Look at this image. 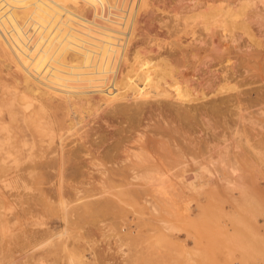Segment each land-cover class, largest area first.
Instances as JSON below:
<instances>
[{
    "label": "rangeland",
    "instance_id": "374dc122",
    "mask_svg": "<svg viewBox=\"0 0 264 264\" xmlns=\"http://www.w3.org/2000/svg\"><path fill=\"white\" fill-rule=\"evenodd\" d=\"M262 2L0 0V165H9L6 171L0 166V264H264V164L250 156L253 145L261 146L263 142L258 129L246 120L239 118L238 126L232 125L245 106L246 110H252L255 102L264 103ZM238 8L243 9L240 12ZM224 9L237 14L226 16L225 11L222 15ZM43 32L55 37L43 39ZM62 32L70 39L88 34L105 39L103 46L111 50L109 54H93L99 60L96 70L90 71L88 62L77 60L83 51L66 50L61 47L63 43L61 46L57 43L63 37ZM206 33L213 35V49L207 37L201 40ZM137 46L145 49L140 47L142 50L138 51L134 49ZM134 51L147 58L152 70L163 61L176 66L178 78H168L163 70L158 72L166 77L159 75L153 80L154 83L160 80L157 89L164 90L161 93L166 97H133L137 87L121 80L111 90L119 97L113 103L139 106L140 113L131 116L137 118L133 121L128 115L105 116L109 107L100 112L99 108L107 104L100 100L96 111L99 115L93 116L92 112L85 118L80 116L75 127L64 125L58 134L57 143L62 144L63 150L78 155L74 159L76 173L72 174L70 168L64 170L63 180L47 177L51 170L44 174V170L37 169L29 175L28 161L14 160L23 137L26 142L33 141L25 111L40 99L61 101L55 96L64 97L62 89L53 90V85L45 76L40 77L39 72H45L44 68L53 71L56 78L68 83L74 100L83 104L87 97L102 94L109 77L138 63ZM108 55L109 60L103 62ZM159 58L163 60L158 62ZM173 81L179 84L186 81L188 94L183 86L182 98L178 99V84ZM237 97L242 100H236ZM5 99H11L14 120L8 116ZM158 123H164L165 128H158ZM82 130L97 135L91 137L95 139L93 145L79 138ZM35 134L38 139L48 138L44 130ZM98 134L105 142L97 149L117 159L139 150L134 139L141 134L143 139L152 141L146 146L149 154L143 157L151 155L148 160L153 158L169 173L186 164L202 176L195 184L191 183L193 187L173 175L153 185L138 179L129 181L120 175H112V180L100 179L94 176L98 169L125 168V162L118 163L122 166L104 159H89L83 147L95 148ZM45 143L39 140L38 145L46 150L58 146L56 140L49 147ZM223 153L238 158L244 177L229 183L203 175L200 166L205 164L213 172L224 169L217 159ZM254 169H260L261 173L249 176ZM18 175H24L27 186L16 187L19 182L13 179ZM23 221L28 223L25 225ZM28 233H33L34 239L25 246ZM44 234L49 239L42 240ZM58 235L60 239H54ZM23 248L33 251L24 254Z\"/></svg>",
    "mask_w": 264,
    "mask_h": 264
},
{
    "label": "bare ground",
    "instance_id": "6f19581e",
    "mask_svg": "<svg viewBox=\"0 0 264 264\" xmlns=\"http://www.w3.org/2000/svg\"><path fill=\"white\" fill-rule=\"evenodd\" d=\"M254 1V0H253ZM262 4L264 3V0H262ZM211 4V3H210ZM211 6V5H210ZM219 6V5H218ZM241 6H246L244 4H242ZM214 7V6H213ZM226 8L228 9L229 7L226 6ZM225 8V9H226ZM261 8V7H259ZM202 9V8H201ZM224 9V11H221V14L223 12H225L226 10ZM232 9V8H231ZM236 9V8H235ZM243 9V8H242ZM242 9L238 8L237 10H239L240 12L242 11ZM223 10V9H222ZM229 10V9H228ZM233 11V9H232ZM197 12V11H196ZM218 12V11H217ZM216 12V13H217ZM236 12V11H234ZM232 13L231 11H226L225 15L226 14H230V15H233V14H237V13ZM199 13V12H198ZM207 14V13H206ZM214 14V13H213ZM224 14V13H223ZM222 14V15H223ZM240 14V13H239ZM238 14V15H239ZM243 14V13H242ZM240 14V15H242ZM216 15V14H215ZM229 15V16H230ZM193 16V15H192ZM205 16V14H204ZM209 16V15H208ZM214 17V15H211ZM227 16V15H226ZM228 16V17H229ZM235 16V15H234ZM217 17V16H216ZM239 17V16H238ZM121 18V17H120ZM203 18V17H202ZM210 18V17H209ZM220 18V17H219ZM226 17H223V19H225ZM205 19V18H204ZM207 19V18H206ZM222 19V20H223ZM227 19V18H226ZM229 19H232V17H230ZM235 19V18H234ZM250 19V18H249ZM118 20V19H117ZM121 20V19H120ZM185 20V18H184ZM212 20V18L210 19ZM206 21V20H205ZM224 21V20H223ZM227 21V20H226ZM247 21V20H246ZM89 22V21H88ZM240 22V21H239ZM245 22V21H244ZM226 23V22H224ZM232 23V22H230ZM242 23V22H241ZM215 24V23H214ZM217 24V23H216ZM246 24V23H245ZM210 25V24H209ZM219 25V24H218ZM236 25V24H235ZM206 26V25H204ZM226 26V25H224ZM184 27V26H183ZM208 26H206L205 28L207 29ZM261 27V26H260ZM71 28V27H69ZM88 28V27H87ZM228 28V26H227ZM61 30V29H60ZM64 30V29H62ZM102 30V29H101ZM114 30V29H112ZM67 31V30H65ZM104 31V30H103ZM111 31V29H110ZM230 31V30H229ZM48 32V31H47ZM191 32V31H189ZM45 33V32H43ZM42 33V35H43ZM57 34V31L55 32ZM65 33V32H64ZM68 33V32H66ZM118 34V32H116ZM115 33V34H116ZM124 33V32H122ZM129 33V32H128ZM132 32H130L129 34H131ZM144 33V32H143ZM47 33H45L42 37L43 39H46L47 37H51V39L55 36H51L52 34L48 33L49 36L46 35ZM63 34V32L61 33V35ZM76 34V33H75ZM81 34V33H80ZM83 34V33H82ZM88 34V33H87ZM107 34V33H106ZM112 34V32H111ZM128 34V36H130ZM46 35V37H45ZM60 35V36H61ZM90 34H88V36L86 37L85 35H77V36H74L72 39L70 38H67L65 36L61 37V40L62 42H60L58 40L57 43H61L59 44L60 46L62 45L63 43V47L64 49H71V51L73 52H81L83 51L82 55H79V57L81 58H78L76 56V59L77 60H80L79 62L81 63H85V62H88L90 65H89V70L90 71H95L96 68H97V62L99 60V56L98 57H93V54H103V53H108L110 52V48H106L103 46V42H106L105 39H101V38H96L94 36H89ZM40 36V35H39ZM59 36V35H58ZM117 36V35H116ZM186 36V35H185ZM57 37V36H56ZM65 37V38H64ZM112 37H113V34H112ZM145 37V36H144ZM150 37V36H149ZM208 38L209 39V43H210V48H214L215 47V44H214V38H213V35L212 33H206L205 35H203L201 37V40L205 41V38ZM223 37V36H222ZM63 38V39H62ZM114 38H115V35H114ZM113 38V39H114ZM119 39V38H118ZM115 40H117L115 38ZM123 40V39H121ZM120 40V41H121ZM114 41V40H113ZM108 43H111V42H108ZM106 45V44H105ZM144 45V44H143ZM203 45V44H202ZM135 47V46H134ZM133 47V48H134ZM137 48H134L136 50H142L141 48L143 47H139L137 46ZM114 48V47H113ZM140 48V49H139ZM109 49V50H108ZM133 49V50H134ZM145 48H143L144 50ZM151 50V49H150ZM117 51V50H116ZM148 51V50H147ZM191 52V51H190ZM89 54V56L86 55ZM122 53V52H121ZM135 55H136V58L139 60L138 63H135V64H132V66L128 69V70H125L124 73L122 74H119V75H115V76H112V77H109V79L106 81L107 83V86L105 87V91L104 90H101L100 93L102 94H96V95H93L91 98L90 97H87L88 99H86V101L83 103V104H79L80 101H75L74 100V97L73 95L71 94V91H70V87L68 85L67 82L62 81L61 79L59 78H56L54 76V72L53 71H50L49 69L47 68H44L43 70H45V72H39V75L40 77L42 76H45L47 78V81L53 85V90H57V89H62L60 90L61 93H63L62 95H64V97H62L60 94H57V98H61L62 100L61 101H58L57 100H47V99H40L37 101L36 104H33V105H30V110L29 111H25V116L27 117V119H25L27 121V124L28 126L32 129V136H33V141L30 143V142H26L27 139H25V137H23V143L21 145V147H19L17 150H15V147H14V150H15V156H14V160L15 159H18L20 158L21 162H22V159H26V161H28V164L27 166H29L27 169H28V174L29 175H32V174H35L37 171V169H41V170H44V174L47 170H51L52 172L49 173V174H46L47 177H49L50 179L53 178V177H57L58 179H62L63 175L65 176L66 173L64 174V170L68 169L69 171H73V173H76V169H75V161L74 159H78V155L77 154H73V152L71 151V153H67L63 150V146L60 142L57 143V138L59 137L58 134H60V129L62 126L64 125H68L69 128H72V127H75V123H76V120L78 118H80V116L84 117V116H87L89 113H92L94 112V115L93 116H97L99 115V113H97L96 111H98V106L97 104H99V101L100 100H105L107 101V104L101 108H99V111H103L105 110L107 107L108 108V112L110 114H108V112L105 114V116H121V115H128V116H132L134 115L135 113H140L141 109L139 106L135 105V107L133 106H130V105H123V104H120V103H113V101L115 99H118L119 97H116V95H113V92L111 91L112 89H114L115 87H118V83L121 81L122 83L124 82V80H127V82H130L131 85L133 86H136L137 87V92L134 94L133 97H137V96H144V97H148V96H154V97H166V95L162 94L161 91L164 92V90H160V89H157V81L160 82V80L157 79V81L154 83L153 80L157 77V76H162V77H166V75H162L160 72L158 71H163L164 70V74H167L168 75V78L171 76L173 77L174 79L175 78H178L177 75H176V72H175V67L176 66H173V64L169 63V62H165L163 61V63H161L160 65L158 64V67H156L154 70L150 69V65H149V61H147V58L146 57H140L141 53H139L140 55H138V53L136 54V51H134ZM186 53V52H185ZM84 54H85V58H84ZM113 54V53H112ZM119 54V53H118ZM115 55V54H113ZM144 55V54H142ZM127 56V55H126ZM82 57L84 59H82ZM116 57V56H115ZM192 57V56H191ZM134 58V57H133ZM110 59H113V58H110ZM117 59V58H116ZM120 59V58H118ZM161 58H159V61L158 62H161L162 60H160ZM82 60V61H81ZM109 60V55L107 57V59L105 58L103 60L104 61H108ZM115 60V59H113ZM123 60V59H122ZM179 60V59H178ZM121 61V60H120ZM133 61V60H132ZM190 61V60H189ZM115 62V61H113ZM136 62V60H135ZM86 63V64H88ZM182 63V62H181ZM251 63V62H250ZM255 63V62H254ZM106 64V63H105ZM126 64V63H124ZM253 65V64H252ZM263 66V65H262ZM182 67V66H181ZM42 68V67H41ZM178 68V67H177ZM40 69V68H39ZM127 69V68H126ZM67 70V69H66ZM174 70V71H173ZM154 71V72H153ZM177 71V70H176ZM153 72V73H152ZM238 73V72H237ZM96 74V73H95ZM35 75V73H34ZM89 75V74H88ZM86 76V75H85ZM38 77V76H37ZM39 77V78H40ZM77 77V76H76ZM93 78H94V75H93ZM160 78V77H159ZM75 79V78H74ZM166 79V78H165ZM87 80V79H86ZM164 79H162L163 81ZM177 80H180V79H177ZM35 81V79H34ZM170 81V80H169ZM37 82V81H35ZM108 82H110L108 84ZM174 83H177L178 84V91L176 92V94H180V95H176L179 99L182 98V92L184 91V89H186V81L183 82L182 84L179 82H175L173 81ZM172 82V83H173ZM39 83V82H38ZM59 83V84H58ZM161 83V82H160ZM165 83V81H164ZM168 82H166L165 84H167ZM104 84V83H102ZM116 86H115V85ZM106 85V84H105ZM104 85V86H105ZM168 85V84H167ZM171 85V84H170ZM169 85V86H170ZM224 85V84H223ZM40 86V85H39ZM38 86V87H39ZM168 86V87H169ZM185 88H184V87ZM31 87V86H30ZM221 87V86H220ZM12 88V87H11ZM41 88V87H40ZM39 88V89H40ZM52 88V87H51ZM91 88V87H90ZM90 88L88 90H90ZM184 88V89H183ZM36 89V88H35ZM95 89H97L95 87ZM93 88V90L95 91V93H97V91ZM101 89V88H100ZM103 89V88H102ZM157 90L158 92H154L153 90ZM187 89H189L187 87ZM185 90L186 93L188 92V90ZM9 90V89H8ZM15 90V88L13 89ZM57 90V91H59ZM87 90V91H88ZM244 90V89H243ZM47 91V90H46ZM217 91V90H216ZM92 92V91H91ZM261 92V91H260ZM33 93V92H32ZM50 93V92H48ZM82 93V92H81ZM85 93V92H84ZM87 93V92H86ZM89 93V91H88ZM203 93V92H202ZM93 94V93H92ZM188 94V93H187ZM32 95V94H31ZM87 95V94H86ZM136 95V96H135ZM260 95V94H259ZM91 96V95H89ZM131 96V97H132ZM23 97H26L25 95H23ZM22 97V99H24ZM48 97V96H47ZM253 97V96H252ZM261 97V96H259ZM16 98V97H15ZM45 98V97H44ZM51 98V97H50ZM83 98V97H82ZM125 97H123L124 99ZM240 98V97H239ZM237 97L236 100H239ZM29 99V97H28ZM52 99V98H51ZM127 99V98H126ZM250 99V98H248ZM60 100V99H59ZM182 100V99H181ZM220 100V99H219ZM234 100V101H236ZM242 100V99H241ZM247 100V99H246ZM257 100H260V99H256ZM253 101V100H252ZM261 101V100H260ZM18 102H20L18 100ZM4 104H6V106L8 107V116L10 118V120H14L15 119V115L12 113V109H11V99H5V102H3ZM104 103L105 102H101ZM205 103V102H204ZM236 103V102H235ZM254 103V102H253ZM22 104V103H21ZM210 104V103H209ZM102 105V104H101ZM146 105V104H145ZM253 105V104H252ZM256 107L253 108L252 110H246L248 108H246L247 106H245L244 108V112L241 113H237V119L234 118V120L232 121V125H234L236 127L237 124H239V118H242L244 120H246L250 126L254 127V128H257L258 129V134H261V140L263 142V144L261 146H256V145H253V148L250 150L251 151V159H253L255 162H259L261 164H264V103L263 102H255L254 104ZM141 106V105H140ZM212 107V106H211ZM26 108V107H25ZM24 108V109H25ZM93 108V109H92ZM240 108V107H239ZM212 109V108H211ZM150 110L152 111H155V109L153 108H150ZM230 110V109H229ZM242 110V109H241ZM59 111V112H58ZM151 111V112H152ZM246 111V112H245ZM143 112V111H142ZM238 112V111H236ZM179 113V112H178ZM149 114V113H148ZM236 114V113H235ZM154 115V113H153ZM102 116V115H101ZM148 116L146 115V118ZM85 118V117H84ZM120 117H118L119 119ZM128 118V117H127ZM134 121V119H136L137 117L133 118L131 117ZM116 119V118H114ZM230 119V118H229ZM236 119V120H235ZM152 120V119H151ZM160 120V118H159ZM217 120V119H216ZM97 121V120H96ZM156 121V120H154ZM88 122V121H87ZM86 122V123H87ZM98 122V121H97ZM159 122V121H157ZM156 122V123H157ZM161 122V120H160ZM139 123V122H138ZM220 123V122H219ZM229 123V122H228ZM148 124V123H147ZM243 124V123H242ZM90 126V125H89ZM238 126V125H237ZM93 127V126H91ZM157 127L158 128H165V124L164 123H158L157 124ZM192 127V126H191ZM233 127V126H232ZM244 127V126H243ZM81 128V126H80ZM88 128V127H86ZM234 128V127H233ZM21 129V128H20ZM91 129V128H89ZM236 129V128H234ZM41 130H44L45 134L44 135H47L48 138L43 140L42 138H37V135L35 134V132H38ZM150 130V129H149ZM83 131V130H82ZM135 131V130H134ZM155 131V130H154ZM239 131V130H238ZM86 132V133H85ZM137 132V131H136ZM216 132V131H215ZM191 133V132H190ZM207 133V132H206ZM97 134V133H96ZM95 134V135H96ZM144 134V133H143ZM162 134V133H161ZM100 134H98L99 136ZM160 135V134H159ZM163 135V134H162ZM207 135V134H206ZM214 135V134H212ZM22 136H25V134ZM88 136V137H86ZM168 136V135H167ZM220 136V135H219ZM91 137H97L96 136H92V132L91 133H88L86 130H84L82 133H79V138L83 139L82 142H90V145H93V143H95V139H91ZM103 137V136H102ZM101 135L99 136V138H97V143H96V146L95 148H90V146H86L84 145L83 147V150H84V153L86 155L89 156V159L92 161H102L103 159L106 160V161H110L111 163H115L117 162V164L119 162H125V168H114L113 166L112 167H103L101 169H98V174L94 175V176H97L98 178L100 179H109L111 178L110 180H112V178L114 177H111L112 175L113 176H122L124 179H128L129 181L130 180H135V179H138L140 181H145V182H150L147 183L149 185H153L151 183L153 182H161L162 180H164L165 178H169L167 176L169 175H173L175 178L179 179L180 181H185L184 183L185 184H190V187H193L195 185L191 184V183H194V181L198 180V178L200 176H202V174L200 173V171L196 170L194 167L193 168H187L185 165L183 167H181V169H179L177 172H173V173H169L167 172V170H164L163 167H161L159 165V163L156 164V162L153 161V158L152 159H149L151 160L150 162H148V157L151 156L149 155L148 156V152H147V148L146 146L149 145L150 143H152V141L150 139H143L142 138V135L139 134L134 140L138 142L139 144V150L138 151H131L130 153H127L123 158L121 159H117V157L113 156L112 154H108V152L106 151H99L97 148L99 146L102 145L103 142H105V139L104 137L102 138ZM106 137V136H105ZM159 137V136H158ZM215 137V136H214ZM46 138V137H45ZM39 140L40 141H45L46 145L49 147V144H51L53 141L56 140V143H57V148H54V149H50V150H46L45 146H44V149L41 145H38L39 144ZM210 140V139H209ZM218 140V139H217ZM94 141V142H92ZM254 141V140H253ZM79 143V142H78ZM162 143V142H161ZM171 144V143H169ZM196 144V143H195ZM95 145V144H94ZM161 145V144H160ZM10 146V145H9ZM78 146V145H77ZM108 146V145H107ZM41 148L40 150L38 148ZM50 147H54V146H50ZM210 147V146H209ZM245 147V146H244ZM164 148V147H163ZM26 149L28 150V153L26 152ZM110 149V148H109ZM188 149V148H186ZM204 149V148H203ZM13 150V151H14ZM37 150L41 151V154L39 155V158L38 160L36 159V152ZM77 150V149H76ZM102 150V149H101ZM12 151V152H13ZM111 151V150H110ZM204 151V150H202ZM249 151V152H250ZM26 152V153H25ZM75 152V151H74ZM10 153V152H8ZM145 153H148L146 155V157H143L142 155L145 154ZM178 153V152H177ZM26 156V157H25ZM182 156V155H181ZM41 157V159H40ZM150 158V157H149ZM163 159V158H162ZM217 159L219 160V162L222 163V166H224V169L221 171V172H213L212 170H210V168H208L205 165L203 166H200L203 170H204V173L203 175H206L208 176V178H212L213 176L215 178H218V179H225L227 180V182L230 183L231 180H237V179H241V177H244V175H246L243 171H241L239 165H238V158L234 155L232 156L231 158H229L227 156V154H219L217 156ZM116 160V161H115ZM148 160V161H147ZM193 160H191L192 162ZM98 163V162H97ZM116 164V165H117ZM118 165H122L121 163L118 164ZM175 165V164H174ZM197 165V164H196ZM212 165V164H211ZM1 166V170L2 171H6L7 168L9 167V165H0ZM123 166V165H122ZM197 167V166H196ZM24 168V167H22ZM78 168V167H77ZM215 169V168H214ZM173 171V170H172ZM78 172V171H77ZM263 172V171H262ZM79 173V172H78ZM82 173V172H80ZM255 173H261L260 169H254L253 172H249L248 175L249 176H252L254 175ZM264 173V172H263ZM262 173V174H263ZM26 174V173H25ZM28 175V176H29ZM49 175V176H48ZM53 175V176H52ZM70 176L71 174H68L67 173V176ZM247 175V176H248ZM27 176V178H28ZM73 176V175H72ZM77 176H79L77 174ZM119 176V177H120ZM76 177V176H74ZM14 181L17 180L19 182V184L16 185V187H21V186H27V182L26 180L24 179V175H18L17 178L14 177L13 179ZM48 180V179H47ZM63 180V179H62ZM224 180V182H225ZM49 181V180H48ZM47 181V182H48ZM127 181V180H126ZM62 182V181H61ZM117 183V182H116ZM119 183V182H118ZM120 184V183H119ZM195 184V183H194ZM64 185V184H63ZM115 186V185H114ZM186 186V185H185ZM235 185H233L232 187H234ZM63 187V186H62ZM146 188V187H145ZM89 189V188H88ZM143 189V188H141ZM49 190V189H48ZM74 190V189H73ZM86 190V189H84ZM237 190V189H236ZM179 191V190H178ZM53 192V191H52ZM65 192V191H64ZM59 193V192H58ZM27 194V193H26ZM30 194V193H29ZM32 194H34V192H32ZM83 194V193H82ZM173 195V194H172ZM28 196V195H27ZM79 196V195H78ZM24 197V196H23ZM138 197V196H137ZM64 201V200H63ZM62 201V204L64 203ZM179 201V200H178ZM32 202V203H31ZM29 204H31V206L33 207V203L34 201H31ZM27 203V202H26ZM157 205V204H156ZM27 208V207H26ZM34 209V208H33ZM33 211V210H32ZM24 224L26 225L28 222L26 221H23ZM31 225H33L34 223L32 221L29 222ZM32 228V227H31ZM27 229H30L29 227ZM51 234V233H50ZM60 234V233H59ZM34 236L33 233H28L27 235H25V246H27L30 242V240H33L34 238L32 237ZM30 237V238H29ZM61 236H54V239L55 238H59L60 239ZM37 239V238H36ZM44 239H49V235L47 234H44V236L42 237V240ZM18 243V242H17ZM22 253L24 254H29V252L33 251L32 249H28V248H23L22 249ZM12 255H14V251L11 252ZM2 256V255H1Z\"/></svg>",
    "mask_w": 264,
    "mask_h": 264
}]
</instances>
